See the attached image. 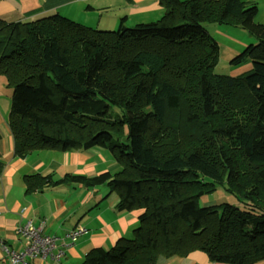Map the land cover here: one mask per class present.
<instances>
[{
  "label": "trees",
  "instance_id": "obj_1",
  "mask_svg": "<svg viewBox=\"0 0 264 264\" xmlns=\"http://www.w3.org/2000/svg\"><path fill=\"white\" fill-rule=\"evenodd\" d=\"M158 2L157 20L122 18L111 30L58 12L0 19L14 155L103 148L119 165L24 175L25 190L104 185L117 210L140 211L131 238L90 249L81 264H157L193 250L254 264L264 259V24L243 0ZM205 23L247 31L255 41L229 62L250 60L249 71L214 72L219 46ZM218 186L238 204L200 206Z\"/></svg>",
  "mask_w": 264,
  "mask_h": 264
},
{
  "label": "crops",
  "instance_id": "obj_2",
  "mask_svg": "<svg viewBox=\"0 0 264 264\" xmlns=\"http://www.w3.org/2000/svg\"><path fill=\"white\" fill-rule=\"evenodd\" d=\"M243 1L256 5L255 21L264 24V0ZM52 12L90 27L111 30L118 27L122 18L126 26L155 21L161 17L163 9L158 0H0V19L8 22ZM250 40L248 37L246 42ZM240 49L230 50L229 58H233ZM250 69L251 65L245 72ZM7 137L8 143L0 147V241L15 251L22 250L24 241L16 229L27 222L41 226L42 233L48 235H59L84 226L88 232L66 250L60 261L48 257L31 261V264H81L90 249H109L117 239L133 236L140 211L117 210V197L108 192L101 194L97 190L101 187L60 184L42 191L25 190L23 176L28 174L49 173L53 179H59L65 173L94 174L98 160L96 150H36V154L32 151L24 156H16L11 134ZM92 152L95 153L94 157L91 156ZM68 187L72 191L66 192ZM92 197V204L84 207ZM0 264H11L1 250ZM157 264L224 263L211 261L204 252L193 250L183 257L159 258ZM254 264H264V259Z\"/></svg>",
  "mask_w": 264,
  "mask_h": 264
},
{
  "label": "rangeland",
  "instance_id": "obj_3",
  "mask_svg": "<svg viewBox=\"0 0 264 264\" xmlns=\"http://www.w3.org/2000/svg\"><path fill=\"white\" fill-rule=\"evenodd\" d=\"M204 26L206 30L211 35L214 36L219 46V61L214 69V72L217 74H224L230 76L235 75L236 73H240V74L245 73V70L249 67V65H251L250 60H246L238 65H232L229 62V59H231L229 58V51L230 50L236 51L237 49H240L244 45L243 44L244 41H245L244 43H250L248 41L246 42V40L249 37L247 31L241 27H229L226 25L217 27L209 23H205ZM250 41H255V40L252 39ZM11 91L12 88L7 86L4 77L0 75V138H1L0 142H4L3 144L0 143L1 148L5 147L6 143H8L7 135L10 134L6 121L8 118V113L10 108ZM94 150L97 151L96 152V154L98 155L97 163H98V167L101 168L96 169V171H94L93 173H98L104 171L105 169L114 172L119 169V165L116 164L109 151L103 148H96ZM36 153L37 151L34 152V154ZM91 156L94 157L95 153L92 152ZM102 161H105V165L101 163ZM98 187H101V188H97V190L101 194H104V192L106 194L108 192V189H106L104 185H99ZM65 190H67L66 192L72 191V189L69 187L66 188ZM112 194L116 196L115 192H113ZM83 200L84 199H82L81 201ZM93 200L94 198L92 197L90 199V202L87 201L84 207L88 206L90 203L92 204ZM225 202L231 203L233 205L238 204L237 200L232 195L224 192L221 186H218V188L213 193L206 194L199 199L200 206L220 204Z\"/></svg>",
  "mask_w": 264,
  "mask_h": 264
},
{
  "label": "built area",
  "instance_id": "obj_4",
  "mask_svg": "<svg viewBox=\"0 0 264 264\" xmlns=\"http://www.w3.org/2000/svg\"><path fill=\"white\" fill-rule=\"evenodd\" d=\"M17 233L24 241L23 249L15 251L0 241V250L11 264H31V261L51 258L60 261L66 250L73 246L75 241L88 232L84 226H77L59 235H48L41 231V226H33L27 222L17 227Z\"/></svg>",
  "mask_w": 264,
  "mask_h": 264
}]
</instances>
